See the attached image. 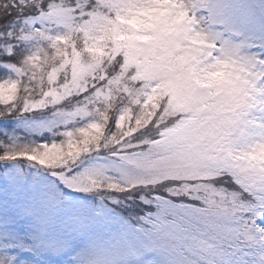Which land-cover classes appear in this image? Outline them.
I'll use <instances>...</instances> for the list:
<instances>
[{
  "label": "snow or ice",
  "instance_id": "6c2138e0",
  "mask_svg": "<svg viewBox=\"0 0 264 264\" xmlns=\"http://www.w3.org/2000/svg\"><path fill=\"white\" fill-rule=\"evenodd\" d=\"M0 264H264V0H0Z\"/></svg>",
  "mask_w": 264,
  "mask_h": 264
}]
</instances>
